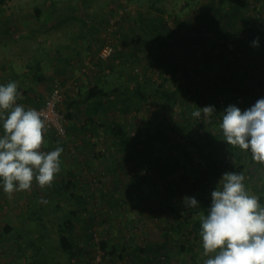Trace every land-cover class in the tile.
<instances>
[{
	"label": "rangeland",
	"instance_id": "rangeland-1",
	"mask_svg": "<svg viewBox=\"0 0 264 264\" xmlns=\"http://www.w3.org/2000/svg\"><path fill=\"white\" fill-rule=\"evenodd\" d=\"M14 4L22 5L25 19H36L35 7L40 8L41 18L54 20L79 21L86 13L94 37L89 46L91 54L77 58V70L71 71L78 76L70 86L75 90L74 97L79 88L84 93L95 86L136 87L144 80L171 90L175 85L156 62L155 38L164 41L160 48L162 64L166 69H176V83L183 91L182 103L167 108L158 99L141 102L130 93L119 100H104L92 121L79 120L78 129L72 123L76 133L68 130L71 124L62 100L59 109L66 119L67 136L59 139L53 133L43 132L41 148L43 152L61 146L63 149L59 172L52 184L40 188L33 180L30 190L15 191L9 197L3 190V182L0 183V264H30L32 251L23 239L38 236V232L45 237L52 229L48 223H45L47 228L35 229L32 219L36 214L45 219L57 215L55 210L59 205L66 210L77 208L81 221L72 237L82 254L66 264H136L146 259L145 264H204L207 257L203 254L200 228L193 229V221L207 214L211 193L222 187L225 174L208 166L205 139L217 140V145L224 148L226 159L232 162L234 158L226 154L228 148L219 127L227 108L221 107L226 104L227 89L235 85L244 89V96L240 97L243 101L240 99L237 106L241 112L264 98V0H248L245 8L229 5L218 8L212 0H5L0 5V65L4 66L0 67V76L5 80L1 82L0 78V85L11 82L6 77L12 72L28 69L27 76L20 78L21 87L27 84L29 89L25 97L17 90L16 103L25 110H38L55 80L65 88L71 79L35 80L34 74H42L47 66L37 68L34 58L51 53L44 46L37 49L38 40L46 44L44 34L40 33L43 29L28 33L11 25ZM145 17L158 19L156 34L141 23L140 18ZM84 35L89 37L87 33ZM257 38V44L253 45ZM109 42L114 45L113 55L101 61L98 52ZM15 56L20 61L19 68L11 63ZM6 58H9L7 62ZM204 83L221 89L213 100L220 105L216 109L219 118L214 117L215 112L210 117L192 115L206 104L199 94ZM183 114L199 124L195 135H183ZM153 134L154 146L160 153L138 147L129 158L123 155L120 144L126 136L136 142ZM213 142L216 147V141ZM240 153L246 190L264 206V166L254 162L249 151ZM179 156L184 165L172 175L162 177L160 158L176 162ZM63 179L74 184L71 189L79 196L76 203L59 202L57 191ZM185 197L195 198L198 206L189 207ZM176 205L182 218L190 220L189 227H183L180 232L175 230L177 222L173 218L172 206ZM53 235L52 232L51 240L55 239ZM100 241L108 246L125 247L123 258L106 254ZM135 246L142 247L143 253L135 251ZM149 246H152L150 250ZM50 253L48 264H57L58 256ZM166 253L170 257L160 263Z\"/></svg>",
	"mask_w": 264,
	"mask_h": 264
},
{
	"label": "clouds",
	"instance_id": "clouds-1",
	"mask_svg": "<svg viewBox=\"0 0 264 264\" xmlns=\"http://www.w3.org/2000/svg\"><path fill=\"white\" fill-rule=\"evenodd\" d=\"M18 96L15 82L0 85V181L9 197L30 190L33 180L40 188L50 186L63 151H41L44 120L35 109L17 104ZM201 110L205 117L214 113L212 106H205L193 117L199 118ZM219 127L228 145L249 151L252 160L264 166V98L243 112L227 107ZM222 179V187L211 193L207 214L200 217L204 264H264V206L246 190L242 174L229 172ZM185 201L189 207L198 206L195 198Z\"/></svg>",
	"mask_w": 264,
	"mask_h": 264
},
{
	"label": "trees",
	"instance_id": "trees-1",
	"mask_svg": "<svg viewBox=\"0 0 264 264\" xmlns=\"http://www.w3.org/2000/svg\"><path fill=\"white\" fill-rule=\"evenodd\" d=\"M4 2L5 0H0V5L4 4ZM212 3L218 8L224 5L234 6L237 8H245L247 7L248 0H212ZM40 14H41L40 8L35 7L34 8L35 18L39 19ZM150 24L151 21L147 26L148 28L151 27ZM154 30L156 34L158 32L157 28L155 26L150 28V31H154ZM155 39L158 42L157 47L155 48L156 62L160 71H163L164 73H168L170 80L172 81V84L175 85L171 90L166 89L160 85L156 87L152 86L150 83H148V80H144L143 82L138 83L137 86L132 91H129L127 88H123V89L120 88L104 89L102 87L89 88L85 91L83 95L84 99L82 101L90 102L93 99H97L94 100L93 103L94 111H97L98 109L101 108V105H103L105 98H110V97L122 98L126 96L127 93H130L132 96L136 97L137 100L141 102H144L147 99H158L161 102L163 108L165 107L167 108L169 106L172 107L177 103H182L180 101L183 90L176 83V75H175L176 69L164 68V65L162 64V55L160 51L161 50L160 48L163 45L164 41L158 38ZM37 68H40L39 65ZM219 90L221 89L217 85L216 86L210 85L209 87L206 83H204L202 87V91L199 92V94H201L205 99L206 102L205 106L209 105L214 108V112H215L214 117L217 118H219L220 116L218 115V113L216 114V109H218L220 105L218 103L215 104L216 101L213 102V100L216 99L217 97L216 94L220 93L218 92ZM244 92H245L244 89L241 88L239 85H235L233 88L227 89V93L225 95L226 104H224V106L221 107H228L229 104L237 107L241 103L238 101L241 99L240 98L241 96H244L243 95ZM222 95H224V93ZM241 100L243 101V99ZM78 103L79 102H76V104ZM182 111L184 112L183 109ZM183 116H184L183 117L184 124L182 125L183 135H186L187 137L193 136V134L195 135L196 132L199 131L198 129L199 124L196 121H193L190 116L187 117L184 114ZM200 116H204L202 110ZM211 120L215 122L213 118ZM1 128H3L2 123H0V129ZM205 136L208 137V134ZM209 139L210 138H208V141L207 139H205V144H204V148H205L204 151L207 155L206 157L208 159V166L210 168L216 169L219 172L221 171L225 173L234 172L241 174L243 171V166L242 164H240V161L242 159L240 148L230 146L225 142L226 147L228 148L226 154L231 155L234 158L233 161L231 162L226 159V155L224 154L225 153L224 148L220 145H217V140L213 139L211 141ZM155 141H156V137L154 136V134L149 135L146 138H142L136 142L132 141L128 136H126L125 139L121 141L120 145L121 147L123 146L121 151L123 150L122 153L126 158H129L131 154L135 152L138 147L139 149L149 148L151 151L156 150L158 153H160L161 152L160 149L154 146ZM213 141H216L215 143L216 147L213 146L214 145ZM160 161L162 162L163 165L162 169L160 170V175L162 177H168L172 175L175 171L179 170L181 165L182 166L184 165L183 164L184 162L182 161L180 156L179 158H177L176 162L171 161L170 159H166L165 157H163L162 160L160 158ZM186 174L189 175L188 172ZM1 182L2 181H0V183ZM72 187H74V184L69 179H63L61 181L60 187L57 191V195L60 198L59 201L60 203L66 205L75 201L77 202L79 196L72 191L71 189ZM59 206H57V209L55 210L57 215H54L53 217L50 218L48 217L47 219H45L40 214L39 215L36 214L35 218L32 219L34 220L35 223V229H37L36 228L37 226L47 228L48 225L45 223H48L52 229L50 228L51 232H48L45 237H42L41 233L38 232V236H31V237L27 236L26 239L25 238L23 239V242H25L28 248L31 249L32 251L31 252L32 261L30 262V264H48V256L51 254L50 253L51 251L54 252L55 255L58 256L59 258V262L57 264H66L68 262L70 263L73 260L77 259L82 254V249L80 248V245L77 244L72 237V233L73 230L75 229L76 224L78 222H81L79 218V210H77V208L66 210L64 208H60ZM172 211L174 212L173 218L177 222V225L175 227L176 231L180 232V230L183 227H189L190 220L188 221L182 218L183 217L182 212L178 205L172 206ZM193 226H194L193 229L196 230L199 229L200 219L194 220ZM5 231H9V228H5ZM52 232L54 233L53 235V237L55 238L54 240H51ZM164 234L166 235L167 232L165 231ZM100 245L101 248L105 250L106 254L113 256L116 255L119 258H123V254L126 251L125 247L123 246H117V245L108 246L104 241H100ZM135 248H136L135 251L139 250L142 253L144 251L142 247L135 246ZM150 248H152V246H149L147 249L150 250ZM181 249H183V247H181ZM59 254H61L62 256H59ZM164 256L161 260H159V262L163 260L166 261V259L170 257L167 253L164 254ZM146 260H141L140 262L138 261L136 262V264H145L144 261ZM149 261H151L150 258Z\"/></svg>",
	"mask_w": 264,
	"mask_h": 264
},
{
	"label": "crops",
	"instance_id": "crops-1",
	"mask_svg": "<svg viewBox=\"0 0 264 264\" xmlns=\"http://www.w3.org/2000/svg\"><path fill=\"white\" fill-rule=\"evenodd\" d=\"M12 7H13L14 13L12 14V19H10L11 25L15 27L17 31H20V32L38 33V29H43V30H40V33L44 34L43 40L44 42H46V44L38 43L40 41L38 40L36 46H37V49L39 48L42 49V47L44 46L46 48L43 47V49L51 53V55H48L47 57L42 56L41 54L38 57L34 58L35 61L37 62V66L39 65V67L41 66V68H43L44 66H47V69L45 68V71H43L42 74L40 75L34 74L35 80L50 81L58 77L59 80L67 82L69 78L71 79L65 85V88H64L65 94H63V101H64L63 104L65 105V110H66L65 112L67 114V117L69 116L68 122L69 124H71L69 125L68 130L72 133H76V131H74L72 128V123L78 129L80 124L77 122L79 120L80 121L86 120V122L92 121V119L98 115V112L101 111L103 107V105H101L100 109H98L97 111H94L93 103H94V100H97V99H93L90 102L82 101L84 99L83 95L85 93V92L82 93V88H79V91L76 92L77 96L74 97L73 93L75 92V90L73 91L72 88L70 87L72 84L71 81H73L75 78L77 81V77H78L76 76V74L71 72L73 69L77 70L75 61L77 60V58H82V56L91 54L90 52L91 48H89V46L92 43V38L94 37L93 30H91V26H92L91 22L87 20L88 17L85 16L86 13H84L83 15V18H82L83 20H79V21H76V20L73 21L69 19L54 20L52 18L50 19L47 17L43 18V16L42 18L40 17L39 20L37 19L33 20L32 18L25 19L23 18V15L21 13V10H22L21 4H14ZM61 9L64 10L63 7ZM140 19H141V23H144V25H148L150 21H151V24H150L151 27L153 26L156 27L158 25V19L153 20V19H148L147 17L140 18ZM72 22L77 23V25L71 24ZM82 28H84L85 30H82ZM86 33L89 34V37H86L84 35ZM35 35L36 34H34L33 36ZM157 43L158 42L155 43L156 44L155 48L157 47ZM87 44H88V48H86ZM8 59L6 58L4 59V61L7 62ZM11 63L13 66H17L19 68L20 61L17 56H15L14 60L11 61ZM0 67H4V66L0 65ZM27 72H29L28 69L22 70V72H20L18 69V71H14L12 72L10 76L6 77V79H8L9 81L15 82L17 84V90H20L22 92L23 97L26 96V92L28 91L29 86H27L26 84V86L22 88L21 86L23 82L20 77L23 75L27 76ZM0 78L2 79L1 82H4L5 79L2 76H0ZM27 83H30V82H27ZM80 83H83V82L81 81ZM95 87L98 88L101 86H95ZM89 88H93V87H89ZM124 88H127L129 91H132L134 90L135 87L128 85L126 87L124 86ZM120 89H123V88H120ZM112 99H118V98L110 97V98H105L104 100H112ZM76 102H79V103L76 104ZM42 104L43 103H41V106ZM82 105H83V108L80 109L81 108L80 106ZM80 114H83L85 117L83 118L81 116L78 117ZM75 117L77 118L75 119ZM79 131L81 135L83 130L81 129Z\"/></svg>",
	"mask_w": 264,
	"mask_h": 264
},
{
	"label": "built area",
	"instance_id": "built-area-1",
	"mask_svg": "<svg viewBox=\"0 0 264 264\" xmlns=\"http://www.w3.org/2000/svg\"><path fill=\"white\" fill-rule=\"evenodd\" d=\"M117 35L116 37H118ZM114 40V38H112ZM114 52L113 43H106L98 52L97 58L101 61L108 60ZM87 64V62H85ZM64 87L58 80H55L41 107L36 110L44 120V132L53 133L57 138L63 139L67 136L66 119L59 109L63 100Z\"/></svg>",
	"mask_w": 264,
	"mask_h": 264
}]
</instances>
